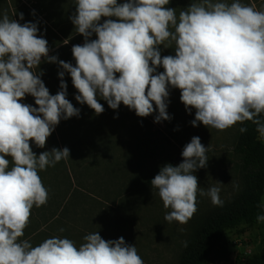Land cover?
<instances>
[{
    "label": "clouds",
    "instance_id": "clouds-1",
    "mask_svg": "<svg viewBox=\"0 0 264 264\" xmlns=\"http://www.w3.org/2000/svg\"><path fill=\"white\" fill-rule=\"evenodd\" d=\"M169 3L75 0L70 19L84 37L82 45L72 47L75 66L49 55L37 23L21 24L6 12L0 18V264H144L135 245L123 237L105 240L99 232L85 235L78 247L59 236L37 246L20 240L32 208L48 201L38 172L70 158L67 147L39 155L31 147L45 148L61 119L80 114L66 98V72L78 91L75 99L97 115L104 112L103 99L113 110L123 104L138 117L158 110L155 122L170 120V89H179L186 111L195 110L193 127L224 131L251 121L264 140V10L240 0H201L177 16ZM19 18L24 19L23 13ZM102 18L107 19L101 23ZM93 34L96 39H90ZM161 46L174 48L175 55L162 56ZM42 61L58 62L62 69L55 95L42 81V71H34ZM160 67L163 72H157ZM26 95L34 98L35 107L20 102ZM208 150L193 136L183 148L182 162L162 166L151 180L170 209L164 216L168 223L186 224L197 211L198 194L222 206L223 183L205 191L194 175L207 167ZM258 207L264 209V201ZM256 220L264 222V214Z\"/></svg>",
    "mask_w": 264,
    "mask_h": 264
},
{
    "label": "rangeland",
    "instance_id": "rangeland-1",
    "mask_svg": "<svg viewBox=\"0 0 264 264\" xmlns=\"http://www.w3.org/2000/svg\"><path fill=\"white\" fill-rule=\"evenodd\" d=\"M193 2L201 0H170L167 7L175 8L178 16ZM222 2L230 4L233 0ZM240 2L264 10V0ZM5 12L21 24L37 23L38 35L48 41L49 55L75 66L72 47L84 43V37L76 32L70 19L75 12V0H0V18ZM19 13H23V20ZM104 19L107 18H102L101 23ZM96 38L95 34L90 37ZM161 55H175V49L161 46ZM39 70L50 94L60 91L62 69L58 62L42 61L34 69L37 73ZM163 71L162 67L157 69V72ZM63 79L67 84L66 98L80 109V114L61 119L45 148H38L34 143L31 147L37 155L52 148L70 150V158L38 172L48 189L47 202H52L51 193L52 200L60 202L58 216L67 224L66 237L77 247L89 233L99 232L105 240L123 237L126 243L135 245L144 264H177L180 256L193 246L201 223L243 189L238 159L232 151L242 124L224 131L209 129L203 124L193 127L195 110L186 111L179 89H170L167 107L170 120L155 122L158 110L147 117H138L123 104L113 110L103 99L99 102L104 112L97 115L87 104L75 99L78 91L70 74L66 72ZM20 102L36 106L31 95ZM193 136H199L201 143L209 148L207 167L198 169L194 175L205 191L217 181L223 183L220 185L223 204L215 206L209 197L198 194L197 211L186 224L168 223L164 216L170 209L164 208L158 190L151 187L149 179L162 166L181 163L183 148ZM59 235L65 238L63 233ZM224 239L231 257L217 264H246L253 255L264 253V222L242 223L226 230Z\"/></svg>",
    "mask_w": 264,
    "mask_h": 264
},
{
    "label": "trees",
    "instance_id": "trees-1",
    "mask_svg": "<svg viewBox=\"0 0 264 264\" xmlns=\"http://www.w3.org/2000/svg\"><path fill=\"white\" fill-rule=\"evenodd\" d=\"M241 127H245L247 131L239 133L232 151L238 159L243 189L237 197L210 214L201 223L193 246L180 256L177 264H217L228 261L231 252L224 239L225 231L242 223L256 224L258 223L257 214H264V209L258 207L264 196V143L259 138L256 125L251 121L244 122ZM159 171L149 179L150 184ZM58 210L60 211V209ZM53 217L52 214L50 219ZM61 218L58 217L56 223L58 222L60 228L65 229L67 224L65 219ZM52 230L53 225L50 222L46 225V230L37 234L29 242L32 246L39 245L45 239L54 237L50 233ZM63 235H65V231H63ZM57 236L64 238L59 234ZM246 264H264V253L253 255Z\"/></svg>",
    "mask_w": 264,
    "mask_h": 264
},
{
    "label": "crops",
    "instance_id": "crops-1",
    "mask_svg": "<svg viewBox=\"0 0 264 264\" xmlns=\"http://www.w3.org/2000/svg\"><path fill=\"white\" fill-rule=\"evenodd\" d=\"M49 198V196H48ZM50 198L52 202H47L45 205L37 208V207H33L31 210V216H30V222L28 224V226L24 229V235L20 238V240H28V241H32L34 239V237L39 234L40 232H42L43 230H46V225L50 224L53 225V230L50 232L53 236H57L60 233L59 230L60 228V224L56 221L58 220V215L60 212L58 209H60V207H58V204L60 202H55V200L53 198V193L50 194ZM53 214V220L50 219L51 215ZM50 219V221H48Z\"/></svg>",
    "mask_w": 264,
    "mask_h": 264
}]
</instances>
